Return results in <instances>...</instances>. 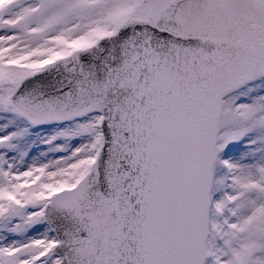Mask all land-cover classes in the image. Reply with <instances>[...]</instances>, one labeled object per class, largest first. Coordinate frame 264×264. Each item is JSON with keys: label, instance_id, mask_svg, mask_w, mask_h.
Returning a JSON list of instances; mask_svg holds the SVG:
<instances>
[{"label": "snow or ice", "instance_id": "1", "mask_svg": "<svg viewBox=\"0 0 264 264\" xmlns=\"http://www.w3.org/2000/svg\"><path fill=\"white\" fill-rule=\"evenodd\" d=\"M0 264H264V0H0Z\"/></svg>", "mask_w": 264, "mask_h": 264}]
</instances>
